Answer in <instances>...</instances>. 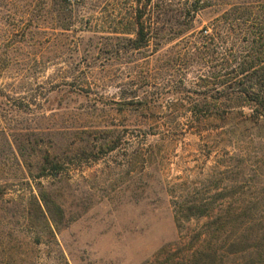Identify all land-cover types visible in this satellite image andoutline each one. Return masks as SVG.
Instances as JSON below:
<instances>
[{
    "label": "rangeland",
    "instance_id": "374dc122",
    "mask_svg": "<svg viewBox=\"0 0 264 264\" xmlns=\"http://www.w3.org/2000/svg\"><path fill=\"white\" fill-rule=\"evenodd\" d=\"M186 1L151 0V42L132 50L144 0H0V264L253 260L229 249L232 231L174 217L177 200L264 198V124L245 107L191 109L207 90L183 57ZM208 2L196 36L249 5ZM40 192L63 214L45 231L26 219Z\"/></svg>",
    "mask_w": 264,
    "mask_h": 264
},
{
    "label": "trees",
    "instance_id": "16d2710c",
    "mask_svg": "<svg viewBox=\"0 0 264 264\" xmlns=\"http://www.w3.org/2000/svg\"><path fill=\"white\" fill-rule=\"evenodd\" d=\"M150 1L144 0L135 17L134 37L128 40L132 50L146 48L151 42L153 24L150 18L153 13L147 9ZM208 1L194 0L189 5L187 1L184 2L188 5L183 10L187 17V27L184 31L189 34L187 37L191 40L186 43L183 57L187 66L192 65L200 71L197 77L198 85L207 90L204 93H195L202 102H197L191 109L196 113H199L201 108L216 112L218 105H226L223 114L226 117L234 109L245 107L250 110V119L256 124H264V0H247L249 5L232 4L212 22L210 34L202 36L200 32L196 36L192 26L193 19L199 11L209 7ZM146 13L147 23L143 20ZM201 71L206 74L202 76ZM239 113L242 115V112ZM205 121L197 119L193 129L199 131ZM48 169L43 165L41 175ZM217 197L220 198L216 199L215 196L204 200L174 201L173 213L177 224L207 218L209 226H215L213 232H233V240L228 237L226 242L230 250L240 246L238 252L253 256V260L243 264H264V222L257 226V223L264 220L255 214L257 206L264 204V198L241 197L234 200L233 196L227 198L224 194ZM62 216L61 208L49 195L40 192L37 198L33 197L29 202L26 219L27 224H36L40 230L45 231L50 230L49 222L55 224ZM201 235L206 236V232L200 233L198 238H201ZM216 257L217 253L209 249L204 258L202 254L195 253L183 264H212Z\"/></svg>",
    "mask_w": 264,
    "mask_h": 264
}]
</instances>
